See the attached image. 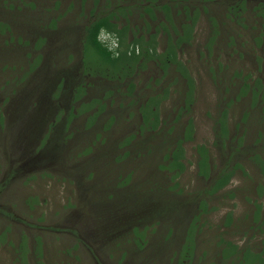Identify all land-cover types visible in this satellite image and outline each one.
<instances>
[{
  "label": "rangeland",
  "instance_id": "374dc122",
  "mask_svg": "<svg viewBox=\"0 0 264 264\" xmlns=\"http://www.w3.org/2000/svg\"><path fill=\"white\" fill-rule=\"evenodd\" d=\"M146 4L0 0V264H237V256L222 259L228 242L264 252V163L253 158L264 152V99L242 93L246 82L264 89V0L204 3L192 41L178 49L195 85L190 105L174 65L165 73L152 61L114 82L82 75L86 25L127 8L117 20L120 27L128 20L126 44L148 38L165 14L157 11L153 23L141 15ZM173 17L176 25L186 21L182 6ZM101 38L116 47L112 35ZM166 47L161 32L157 49ZM82 79L86 91L75 101ZM157 94L161 123L142 131L138 109ZM100 101L105 108L92 120ZM225 108L231 138L219 145ZM179 137L185 170L173 180L166 155ZM201 145L217 168L233 150L231 162L243 166L205 212L198 207L208 184L198 173ZM199 213L194 258L183 260Z\"/></svg>",
  "mask_w": 264,
  "mask_h": 264
},
{
  "label": "trees",
  "instance_id": "16d2710c",
  "mask_svg": "<svg viewBox=\"0 0 264 264\" xmlns=\"http://www.w3.org/2000/svg\"><path fill=\"white\" fill-rule=\"evenodd\" d=\"M207 1L209 0H170V2L157 5L156 0H147V4L144 6V12L141 13V15L146 14L154 23L160 18L157 17V11L161 10L165 14V19L155 25V31L150 32L148 38L144 37L142 34L135 35L130 44H126V35L130 29L128 20L122 27H120L117 21L121 16H127V8L124 9L120 7L118 10L108 11L106 14L96 17L85 27L82 52V75H90L94 79L99 76L110 82H114L123 81L133 73L137 74L140 69L145 68L146 65L152 61L160 65L165 73H167L171 66L174 65V68H176L186 80L188 87V90L186 91V103L190 105L193 101L195 85L187 67L178 58V49L182 47L184 43H190L192 41L195 26L201 11L206 9L204 3ZM179 6H182V9L186 13V21L182 22L180 25H176L173 11L174 9H177L178 12ZM144 22L149 30L151 25L145 20ZM169 28L173 29L176 37L172 36ZM161 32H164L167 35V47L163 52H159L157 49V37ZM103 33H108L117 39L116 47L110 46L109 42L102 40L101 35H103ZM90 61L92 62L90 63ZM134 87V83L129 84L131 90L134 89ZM76 89L75 101L79 100L85 94V80L82 79L79 81L76 85ZM250 89L253 90L252 92L255 97L254 100H256L258 96H261V98L264 99V89L260 84H256V87L252 88V85L246 82L242 93L246 95ZM94 101L99 102V100L95 99ZM160 102V95H152L149 96L139 107L138 111L141 113L142 117L140 124L142 131L157 129L159 127L161 123L159 116ZM104 108L105 104L100 101L99 111L94 112L93 115L90 116L91 119H96ZM227 113L228 109H223L221 116L217 120L219 124L217 129L219 141L216 142L217 144L221 143L220 139L231 138L229 135ZM72 115L71 111L70 116ZM191 132L192 128L188 126L189 135ZM183 143L184 137H179L176 141V147L170 154L166 155L168 161L166 169L173 172V175H171L173 180L178 178V176L185 170V164L182 161L184 157ZM56 146L59 147V145L56 144L54 148ZM223 147L225 148L226 146L221 144L220 148ZM198 152L200 155V158L198 159V173L208 181V184L200 191L198 200L199 210L205 212L207 210L206 207L209 198L225 188L235 175L236 170L238 168L243 169V166L238 161L235 163L233 162L234 164L231 162L230 157L237 156V152L234 150L233 153L230 154L231 156L229 155L228 159L225 160L226 163L222 168H217L215 164L212 163L210 151L204 145L199 146ZM238 157L240 158L239 155ZM253 158L256 162L263 164L264 152L255 151ZM156 210L158 214L163 212V209ZM201 214L202 213L196 214L191 219V225L185 238L186 243L183 244L182 250H180V257H182L181 259L183 260L194 258L196 249L195 231L200 222ZM221 256L223 257V260H229L231 262L234 261H232V258L237 256V259H240L237 264H264L263 251L256 253L249 248L239 250L238 246L231 242H228V247L221 250ZM222 264L225 263L222 262Z\"/></svg>",
  "mask_w": 264,
  "mask_h": 264
},
{
  "label": "clouds",
  "instance_id": "9594fccd",
  "mask_svg": "<svg viewBox=\"0 0 264 264\" xmlns=\"http://www.w3.org/2000/svg\"><path fill=\"white\" fill-rule=\"evenodd\" d=\"M107 35L110 37V34L107 33Z\"/></svg>",
  "mask_w": 264,
  "mask_h": 264
}]
</instances>
